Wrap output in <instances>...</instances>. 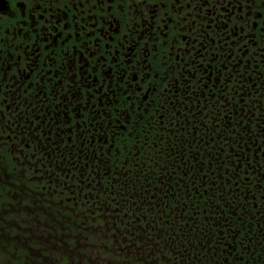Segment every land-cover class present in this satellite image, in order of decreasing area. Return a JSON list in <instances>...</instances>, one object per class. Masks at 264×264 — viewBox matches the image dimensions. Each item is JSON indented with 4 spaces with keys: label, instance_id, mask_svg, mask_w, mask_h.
Wrapping results in <instances>:
<instances>
[{
    "label": "flooded vegetation",
    "instance_id": "af4514ba",
    "mask_svg": "<svg viewBox=\"0 0 264 264\" xmlns=\"http://www.w3.org/2000/svg\"><path fill=\"white\" fill-rule=\"evenodd\" d=\"M35 219L264 264V0H0V233Z\"/></svg>",
    "mask_w": 264,
    "mask_h": 264
},
{
    "label": "rangeland",
    "instance_id": "374dc122",
    "mask_svg": "<svg viewBox=\"0 0 264 264\" xmlns=\"http://www.w3.org/2000/svg\"><path fill=\"white\" fill-rule=\"evenodd\" d=\"M49 220L52 221V219ZM45 225L39 224L36 219L35 227H33L32 220L29 224H24L28 231L24 230L30 233L24 236L32 238V235H35V239L26 242L27 245L35 247V257L32 255L28 257L25 252L21 251L25 248L23 244L15 240L20 239L17 233L16 235L7 236L8 240L4 238V234L0 233V264H103L104 258H110L116 262H126L117 255L116 242H113L114 235L106 231L67 234L66 240L63 239L62 241L67 242L68 247L64 245L62 247L57 246L56 239L61 237L63 233L58 234L59 230H49ZM76 237L80 238L75 241ZM32 241H35V243L33 244ZM73 250L76 253H73ZM111 254L115 255L112 257Z\"/></svg>",
    "mask_w": 264,
    "mask_h": 264
},
{
    "label": "snow or ice",
    "instance_id": "6c2138e0",
    "mask_svg": "<svg viewBox=\"0 0 264 264\" xmlns=\"http://www.w3.org/2000/svg\"><path fill=\"white\" fill-rule=\"evenodd\" d=\"M191 2L194 3V2H196V0H191ZM220 2L223 3V0H220ZM190 6H191V4H189V7H190ZM226 6H227V5H225V7H226ZM208 7L211 8V4H210V3L208 4ZM250 7H251V4H249V8H250ZM238 10L241 11V12L243 11V5H242V4L239 5ZM227 22H228V21H225V24H227Z\"/></svg>",
    "mask_w": 264,
    "mask_h": 264
},
{
    "label": "trees",
    "instance_id": "16d2710c",
    "mask_svg": "<svg viewBox=\"0 0 264 264\" xmlns=\"http://www.w3.org/2000/svg\"><path fill=\"white\" fill-rule=\"evenodd\" d=\"M34 242V241H32ZM25 249H23L22 251L25 252V255L30 257L31 255L35 257V254L34 252L30 251L28 248H26V246L24 247ZM62 251V250H61ZM73 253H76L75 250H73Z\"/></svg>",
    "mask_w": 264,
    "mask_h": 264
}]
</instances>
